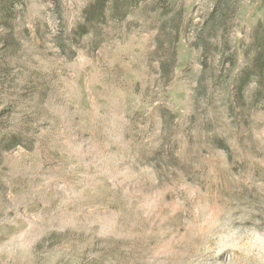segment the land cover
Segmentation results:
<instances>
[{
	"label": "rangeland",
	"instance_id": "1",
	"mask_svg": "<svg viewBox=\"0 0 264 264\" xmlns=\"http://www.w3.org/2000/svg\"><path fill=\"white\" fill-rule=\"evenodd\" d=\"M217 1L0 0V264H264V0Z\"/></svg>",
	"mask_w": 264,
	"mask_h": 264
},
{
	"label": "trees",
	"instance_id": "2",
	"mask_svg": "<svg viewBox=\"0 0 264 264\" xmlns=\"http://www.w3.org/2000/svg\"><path fill=\"white\" fill-rule=\"evenodd\" d=\"M103 10H102V15L105 14L104 12V8H105V5L102 6ZM104 12V13H103ZM223 19V2L221 0L217 1L216 4H215V7L213 9V11L211 12V14L209 15L208 19L206 20V22L204 23V26H203V29L206 30V28L212 24V22L215 20V19ZM219 29L218 27H215V28H212L211 30L215 33L219 32ZM200 38V35L197 36V40ZM204 65H208V57H205L204 58ZM256 62L255 64L257 65H261L263 66L264 65V44L262 45L261 47V53H258L257 55V58H255ZM225 150L228 152V149L226 147H224Z\"/></svg>",
	"mask_w": 264,
	"mask_h": 264
}]
</instances>
